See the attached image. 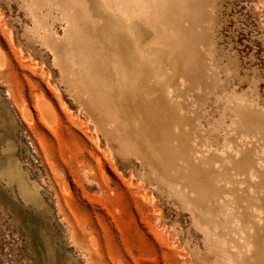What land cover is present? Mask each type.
I'll list each match as a JSON object with an SVG mask.
<instances>
[{
	"label": "rangeland",
	"instance_id": "rangeland-1",
	"mask_svg": "<svg viewBox=\"0 0 264 264\" xmlns=\"http://www.w3.org/2000/svg\"><path fill=\"white\" fill-rule=\"evenodd\" d=\"M29 1L0 0V264H240L253 252V228L235 206L232 179L219 176L224 192L202 203L153 155L176 182L161 173L142 147L131 160L145 179L121 168L64 94L94 97L100 81L111 101L118 94L120 107L114 50L121 51L119 66L124 49L156 69L158 49L168 68L161 81L186 121L180 128L195 156L231 169L252 150L263 158L256 162L261 167L264 111L261 118L254 107L264 108V0H40L51 3L54 22L44 9L30 11ZM34 14L43 34H33L49 47L36 43L39 56L24 35ZM41 100L51 105L52 121L39 109ZM242 101H249L248 112L238 115ZM21 177L39 200H26ZM233 179L250 194L257 177L244 168ZM252 212L261 224L260 212Z\"/></svg>",
	"mask_w": 264,
	"mask_h": 264
},
{
	"label": "bare ground",
	"instance_id": "bare-ground-1",
	"mask_svg": "<svg viewBox=\"0 0 264 264\" xmlns=\"http://www.w3.org/2000/svg\"><path fill=\"white\" fill-rule=\"evenodd\" d=\"M37 7L39 9H44L47 18L52 20L51 22L57 21L58 17L56 18L57 15H54L55 13L52 12L51 3H43L40 0H30L27 8H29L30 11H34ZM170 13L171 15L175 14H172V12ZM167 16L168 15H165L166 18ZM34 17L36 19L34 20L32 27H30L28 32L24 35L26 38V44L31 49V53L39 56L41 48L44 47L47 49L49 47L45 45L39 36L36 35L39 34L41 36L43 31L40 27L37 15L34 14ZM174 17H176V15H174ZM34 31L36 34H33ZM148 33L150 36V31ZM137 34L141 37L140 32H137ZM143 34L145 37V32ZM153 37H155V35H153ZM175 37L176 35L174 38ZM154 40L157 41L156 39H153V41ZM114 41H116V39H114ZM158 42L155 44L157 45ZM36 43H38L41 48L36 49ZM129 43L130 47L133 49L132 43L130 41ZM137 46H140V40L137 42ZM164 48H166V46ZM121 50L124 55L123 57L125 58V64L123 63L122 66H119L117 63L118 57L120 58L122 56L120 53L121 51L118 53V48H116V51L114 50L113 58L114 61H116V65L114 67L115 73L119 81H122V97L124 98L122 106L119 107L118 105L117 93L114 94L113 101L108 98L106 93L107 89L101 85L100 81L97 82L100 87L98 89L99 92L97 91L98 95L97 92L95 93L96 97L90 96L89 93H80V95H78L76 92H73L74 98H78L75 101L68 93L64 94L69 97V100L66 99L69 105L71 104L70 106H72L73 102L78 107V110H81V113L89 118L92 122V126L97 128L99 138L106 143L121 168H131L134 173L144 177V179V171L140 172L137 170L131 160L132 156L135 158L140 157L137 146L142 147L145 150L146 154H148L151 160L156 163V166L159 167L161 173L168 178H171L164 173L162 165L153 155L158 157L163 163L165 170L168 173L172 172V174L179 181L192 188L198 194L197 200L202 203H205L209 199L216 198L224 192L218 184L219 176H221L224 181H230L232 179L231 186L233 187L231 192L234 195L235 206L238 212L242 213L240 216L250 222L253 228L251 232L254 248L253 252L245 258H242L240 264H264V191H260L257 188L258 182L261 181L264 176V165L259 167L256 164L259 159L262 162L263 158L261 159L260 157H256L255 153L252 150H249L245 153L241 160L236 161L235 167L231 169H215L212 162L209 160L201 162L199 158L196 157L197 155L195 156L197 150H195L191 145L189 141L190 136L180 128L181 121L179 119V115H177L176 106L166 94V84L161 81L165 77V73L168 71V68L166 69V67L162 65L163 63H161L166 60L164 57L165 53L162 52L164 53V60L162 59L163 61H161L162 53L159 54V50L157 49V53L155 54V61L157 63L155 64V67L157 68L154 69V66L147 60V57L146 63H143V59L133 56V54H130V51H126L124 49ZM178 52L179 53L177 54H180V48L178 49ZM183 55L184 54H182V56ZM167 56L169 55L167 54ZM182 58L184 59L187 57ZM191 59L192 58H187L186 60L190 63L194 61ZM179 60L174 61L177 62L176 65L178 67L174 65V68L176 69H180V65L183 67V63L186 62L184 61L185 59H181L180 61L183 63L181 62L180 64ZM52 65L54 67H57L58 65L55 58L52 61ZM117 68L121 69L122 72ZM177 70L176 72L178 73L179 70ZM54 73L56 74V72L50 68V76H54ZM173 74L174 71L172 70L170 74L168 73V77H172ZM99 77L100 79L102 78L101 76ZM58 80L60 81L61 79L59 78ZM166 81L167 80H165V82ZM60 87V90H65L66 88L63 85ZM93 92H95V90ZM93 101L96 105L95 107H92ZM248 102L249 101H242L235 105V110L238 115L239 113L243 115L248 112V106L244 104ZM255 104L254 110L258 112L259 117L263 118L260 114L263 113L264 108L257 103ZM38 106L44 118L50 117L49 120H51V105L48 102L41 100L38 102ZM183 120L181 124L186 122ZM261 122H259V124H261ZM247 127L249 128L250 125L246 124L245 128ZM258 128V132H260V125H258ZM144 142L146 143V147ZM244 168L250 169L257 177L255 181H251L249 184L252 188L250 194L243 189L236 188L233 181V177L243 171ZM11 171H13V168ZM171 179L176 182L173 178ZM24 181L21 177L19 184L24 183L19 187L26 200H32L33 202L38 199L37 189L32 184H28L26 180ZM261 183L263 184L264 182L261 181ZM240 207H244V211L241 212L239 210ZM252 209L260 212V218L262 219L261 224H257L255 221L250 219L254 216ZM216 214L213 211L208 214L210 223L215 221L214 217H216ZM205 233L207 239H209L212 235L209 233L207 228H205Z\"/></svg>",
	"mask_w": 264,
	"mask_h": 264
}]
</instances>
